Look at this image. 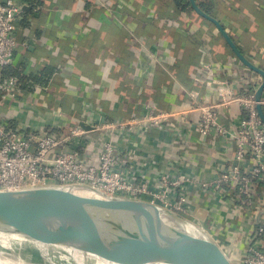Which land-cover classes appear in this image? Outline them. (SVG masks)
I'll return each instance as SVG.
<instances>
[{
	"label": "crops",
	"instance_id": "1",
	"mask_svg": "<svg viewBox=\"0 0 264 264\" xmlns=\"http://www.w3.org/2000/svg\"><path fill=\"white\" fill-rule=\"evenodd\" d=\"M165 1L113 0L111 5L109 0L26 1L31 9L22 21L21 39L31 44L17 52L16 68L23 64L19 69L29 66L33 73L52 66L54 72L46 86L27 91V98L35 102L19 110L12 106L16 121L58 131L57 113L62 111L82 118L87 107L95 106L103 109L105 118L118 120L143 112L146 104L175 112L179 120L196 121L199 113L194 106L221 99L215 81L235 86L245 95L246 84L256 81V76L214 25L192 9L167 8ZM197 1L221 22L242 53L264 70V0ZM102 3L105 9L98 7ZM198 82L201 86L192 102L190 94ZM244 114L236 102L221 111L219 120L226 126L237 124ZM159 134L155 129L146 131L137 143L141 152L163 161L152 166V176L171 174L173 167L165 161L177 152L183 160L180 170L184 158L191 156V172L197 180H216L238 164L235 145L227 139L212 136L203 142L192 130L187 137L189 152L182 154L179 142L160 140ZM239 164L247 167L250 158ZM215 195H191L186 220L209 230L238 264L249 243L264 248V234L258 233L264 227V198L258 197L259 208L239 210L236 198Z\"/></svg>",
	"mask_w": 264,
	"mask_h": 264
},
{
	"label": "built area",
	"instance_id": "2",
	"mask_svg": "<svg viewBox=\"0 0 264 264\" xmlns=\"http://www.w3.org/2000/svg\"><path fill=\"white\" fill-rule=\"evenodd\" d=\"M101 5L98 7H106V4ZM24 6L29 5L21 0H0V192L38 187L90 188L108 196L146 201L184 219L188 217L190 196L194 194L198 197L213 193L222 199L229 196L231 201L236 198L233 203L238 204L239 210L260 207L258 197L264 198V124L255 98L261 84L258 74L253 72L256 81H248L245 95L239 94L235 86L215 81L221 99L194 106L199 113L196 121L179 120L175 112L146 104L143 112L118 120L105 118L103 109L95 106L87 107L82 118L62 111L57 113L61 120L58 131L46 125L19 123L12 106L17 105L19 110L35 100L27 98L28 90L23 88L19 77L5 75L4 70L15 67L17 52L31 44L21 39ZM29 68L20 69L23 76L31 74ZM200 86L198 82L192 90V102ZM236 102L245 114L237 124L233 121L228 126L222 124L221 111ZM261 104L264 109V93ZM81 122L90 129L82 127ZM173 124L177 126L171 127ZM168 125L170 127L166 128ZM151 129L160 133V140L166 137L179 142L177 146L182 154L189 152L187 137L192 130L201 135L203 142L212 136L227 139L235 145L238 164L231 165L216 180H197L192 174L191 156L184 158V167L180 170L183 160L178 158L177 152L165 161L173 167L171 174L152 176V166L162 165L163 161L138 148L140 137ZM246 158H250L251 164L242 168L239 163ZM232 191L234 195L230 196ZM258 233L264 234V227H259ZM238 264H264V248L249 243Z\"/></svg>",
	"mask_w": 264,
	"mask_h": 264
},
{
	"label": "water",
	"instance_id": "3",
	"mask_svg": "<svg viewBox=\"0 0 264 264\" xmlns=\"http://www.w3.org/2000/svg\"><path fill=\"white\" fill-rule=\"evenodd\" d=\"M187 1L198 16L214 25L234 55L261 77L255 98L264 124V70L242 53L221 22L197 0ZM80 125L90 129L84 122ZM0 233L21 235L37 247L66 253L77 264L95 260L91 255L113 264H234L200 226L155 204L90 188L0 192Z\"/></svg>",
	"mask_w": 264,
	"mask_h": 264
},
{
	"label": "rangeland",
	"instance_id": "4",
	"mask_svg": "<svg viewBox=\"0 0 264 264\" xmlns=\"http://www.w3.org/2000/svg\"><path fill=\"white\" fill-rule=\"evenodd\" d=\"M36 95L33 93L32 96ZM0 259H11L16 262L22 261L21 264H77L66 253L49 251L37 247L30 242L25 243V241L13 238L0 239ZM88 264H97V262L89 260Z\"/></svg>",
	"mask_w": 264,
	"mask_h": 264
},
{
	"label": "trees",
	"instance_id": "5",
	"mask_svg": "<svg viewBox=\"0 0 264 264\" xmlns=\"http://www.w3.org/2000/svg\"><path fill=\"white\" fill-rule=\"evenodd\" d=\"M22 2H31L32 0H21ZM166 6L167 8H175L178 11H185L188 9H192L190 7V4L188 3L187 0H173V1H169L166 0ZM39 5H41V3L38 2ZM201 8L206 11L208 14H210L209 10L207 9L205 4H200ZM24 24L26 25V23L24 22ZM23 66V64L21 65ZM20 66V67H21ZM20 67L16 68L15 67H7L4 70V74L5 75H14L20 78V80L22 81V86L24 89L31 91L33 89V87L35 85H47L50 81V79L53 76V72H54V68L52 66H46V68H44L43 71L40 72H33L31 73L29 76L25 77L22 75L21 71H20Z\"/></svg>",
	"mask_w": 264,
	"mask_h": 264
},
{
	"label": "bare ground",
	"instance_id": "6",
	"mask_svg": "<svg viewBox=\"0 0 264 264\" xmlns=\"http://www.w3.org/2000/svg\"><path fill=\"white\" fill-rule=\"evenodd\" d=\"M188 232L190 233H194V230L191 228V227H184ZM9 238H13V239H17V240H22V241H25V243H27L28 241L26 240V238H24L23 236L21 235H17V234H3V233H0V239H9ZM15 243V242H14ZM36 244V243H35ZM37 245V244H36ZM4 246V245H3ZM40 246V245H38ZM13 249V248H12ZM44 257V256H43ZM47 258V257H46ZM89 258H94L95 260H97L98 264H113L111 262H108L104 259H101L99 257H96V256H90ZM47 261V260H46ZM21 264V262H16V261H13L11 259H5V260H2L0 259V264Z\"/></svg>",
	"mask_w": 264,
	"mask_h": 264
}]
</instances>
